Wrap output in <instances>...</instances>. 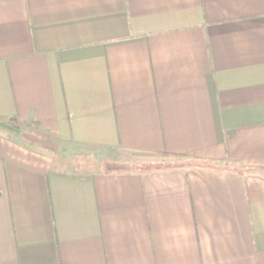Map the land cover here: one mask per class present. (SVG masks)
<instances>
[{"label": "crops", "instance_id": "obj_1", "mask_svg": "<svg viewBox=\"0 0 264 264\" xmlns=\"http://www.w3.org/2000/svg\"><path fill=\"white\" fill-rule=\"evenodd\" d=\"M0 264H264V0H0Z\"/></svg>", "mask_w": 264, "mask_h": 264}, {"label": "rangeland", "instance_id": "obj_2", "mask_svg": "<svg viewBox=\"0 0 264 264\" xmlns=\"http://www.w3.org/2000/svg\"><path fill=\"white\" fill-rule=\"evenodd\" d=\"M103 156H105V153H104V155ZM96 157H98V155H96ZM109 158H111V157H109ZM130 159V155H124V156H121V158H120V160H118L119 162V164L121 165V166H119V167H122V166H124L125 168H127V167H130V165L132 164V161H130L129 160ZM67 164V163H66ZM138 164H141V163H137V165ZM184 165H188V164H190L187 160L185 161V163H183ZM140 166V165H139ZM158 167H168V164L167 165H165V164H161V163H159L158 165H157ZM123 168V167H122ZM157 168V167H156ZM140 169H142V170H149V169H151V168H149V167H146V166H141L140 167Z\"/></svg>", "mask_w": 264, "mask_h": 264}, {"label": "trees", "instance_id": "obj_3", "mask_svg": "<svg viewBox=\"0 0 264 264\" xmlns=\"http://www.w3.org/2000/svg\"><path fill=\"white\" fill-rule=\"evenodd\" d=\"M233 130H229L228 132L231 133ZM139 155H145V156H164L163 154H158V153H138ZM170 156H173V157H176L178 159H181V160H192L190 159L189 157H186L184 155H170ZM194 160V159H193ZM217 166L219 165H216V164H213V163H210V168L211 169H215L217 168Z\"/></svg>", "mask_w": 264, "mask_h": 264}]
</instances>
